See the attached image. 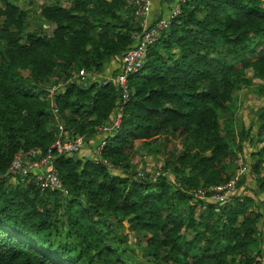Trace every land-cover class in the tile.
<instances>
[{
	"label": "trees",
	"instance_id": "trees-1",
	"mask_svg": "<svg viewBox=\"0 0 264 264\" xmlns=\"http://www.w3.org/2000/svg\"><path fill=\"white\" fill-rule=\"evenodd\" d=\"M126 2L0 0V173L59 137L107 141L98 157H57L64 191L0 183V264H264V0H186L129 78L121 127L98 133L118 87L77 75L136 45ZM61 84L57 119L49 88ZM253 87L263 105L238 122ZM239 153L250 192H237L247 172L228 202L195 200L232 179Z\"/></svg>",
	"mask_w": 264,
	"mask_h": 264
},
{
	"label": "built area",
	"instance_id": "built-area-1",
	"mask_svg": "<svg viewBox=\"0 0 264 264\" xmlns=\"http://www.w3.org/2000/svg\"><path fill=\"white\" fill-rule=\"evenodd\" d=\"M185 1L178 0L168 17H163L153 22L150 19L152 0H127L126 9L132 11V16L138 22L141 29L133 35L136 45L122 55L119 72L116 75L105 77L103 81L105 84L114 83L118 87L119 99L110 121L99 126L98 133L114 134L121 127L125 116V105L131 96L129 78L144 68L150 47L160 38L164 31L170 28L173 19L180 14L181 6ZM86 75L87 71L82 69L77 76L82 81H85ZM61 87L62 84L49 88L52 109L57 118H59V107L55 97L59 94ZM60 128L62 130L61 136H67L68 131L62 125H60ZM106 142V140H102L96 146L95 157L102 154ZM84 143L85 138L81 135H77L67 141L59 137L47 150L31 148L20 151L15 155L9 169L5 173H0V183L9 178L11 181L14 179L27 184L34 182L42 191H64V184L55 166V161L60 155L78 153ZM238 157V166L228 183L193 191L194 199L199 202L211 200L221 204L228 202L231 195L238 189L237 186L243 175L247 172L251 173V169L243 156L239 155ZM139 175L144 176V172L142 174L139 173ZM158 175L159 172H156L151 174L150 177L155 178ZM240 194L246 195L248 194V190L243 188ZM258 264L263 263L261 261Z\"/></svg>",
	"mask_w": 264,
	"mask_h": 264
},
{
	"label": "crops",
	"instance_id": "crops-1",
	"mask_svg": "<svg viewBox=\"0 0 264 264\" xmlns=\"http://www.w3.org/2000/svg\"><path fill=\"white\" fill-rule=\"evenodd\" d=\"M177 2H178V0H152V11H151V15H150L151 21L154 22L157 19H160L163 17H168L172 8L176 5ZM119 61H121V56H118L117 59L113 58L112 61L109 64H107L104 71L101 73H89V72H87L86 80L98 79V80H100V82H102V80H104L105 77L112 76V75L116 74L118 67L120 68ZM248 96L250 97V95H246L245 99ZM250 117H252V115ZM84 146L85 145L83 144V147L81 149L84 150V153L86 154V156H92V154L95 155V150H96V146H97L96 140H91L90 143L85 146V148H84ZM258 146L261 147L262 143H259ZM239 155L242 156L241 153H239ZM252 178H254V177H251V176L248 177L247 181L244 185H248L249 180H252ZM13 181H15V180L13 179ZM248 186H250V185H248ZM241 189H239L237 191L239 194H240L239 191ZM259 201H262V200L260 199ZM261 208H262V211L264 212V203L262 204ZM261 231L263 233V238H264V219L261 223Z\"/></svg>",
	"mask_w": 264,
	"mask_h": 264
},
{
	"label": "rangeland",
	"instance_id": "rangeland-1",
	"mask_svg": "<svg viewBox=\"0 0 264 264\" xmlns=\"http://www.w3.org/2000/svg\"><path fill=\"white\" fill-rule=\"evenodd\" d=\"M46 1L49 2V1H53V0H40L41 3L46 2ZM60 1L65 4V0H60ZM33 8L35 10H37V12L40 11V7L37 6V5H34ZM50 28H52V27H50ZM253 89H255V87L252 88V91L251 92H248V93L251 94L250 97L248 96L246 99L245 98L243 99V105H242V108L240 110V116H242V117H239L238 118V122H240L242 119H244L248 123L249 122V119H250V115L254 114L255 111H256V109H258L260 107V105H263L262 99L260 100V98H258V96L255 95V92L253 91ZM251 100H253L252 109L250 108V106H251ZM238 116H239V113H238ZM59 117H60V114H59ZM57 119H59V118H57ZM247 148L249 149L251 147L248 146ZM246 163H248V162L246 161ZM143 166H144V168H145L146 171H148V172H150L152 174H154L155 172H157V171L160 170L158 158L152 157V156H149V155H147V156L144 157ZM140 173L142 174V172H140ZM252 173L250 174L251 177H254L255 178L254 174H252ZM254 178H252V180H249L248 185L255 186L256 181L254 180ZM248 185H244V187H242V189L245 188L246 190H248V192H250V190H249L250 186H248ZM242 189L240 191H242ZM261 198H263V195L261 196Z\"/></svg>",
	"mask_w": 264,
	"mask_h": 264
}]
</instances>
